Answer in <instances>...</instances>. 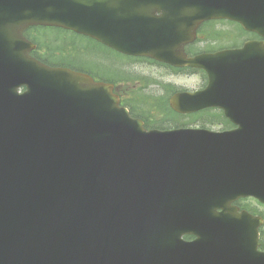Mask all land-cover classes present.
Returning a JSON list of instances; mask_svg holds the SVG:
<instances>
[{"label": "water", "instance_id": "1", "mask_svg": "<svg viewBox=\"0 0 264 264\" xmlns=\"http://www.w3.org/2000/svg\"><path fill=\"white\" fill-rule=\"evenodd\" d=\"M99 1L0 0V20L8 24L0 27V185L46 184L54 188L55 195L59 186L64 189L59 162L68 169L77 190H86L78 214L100 217L111 214L121 181L125 182V194H121L125 209L128 192L137 195L132 188L136 184L148 213L165 217L169 224H190L195 228L189 231L204 232L206 218L215 219L206 244L202 246L201 235L196 241L207 264H264L255 233L242 228L249 221L246 213L236 212L230 201L224 204L225 213H216L214 208L225 201L219 195L222 188L240 184L244 178L249 182L262 178L259 189L252 191L264 200L260 192L264 189V43L251 42L242 49L259 51L254 60L238 50L188 59L182 49L195 36L199 22L211 17H231L264 35V0H186L187 9L179 14L181 0ZM112 9L115 15L110 14ZM137 12H141L138 18H127ZM36 23L90 31L122 50L206 68L209 86L201 92L177 94L172 106L191 112L218 105L239 127L221 134L145 131L140 120L131 119L106 94L110 93L106 87L31 58L28 50L33 44L22 37L21 30ZM175 23L182 29H178L175 48L170 49L167 42ZM138 34L132 46L129 40ZM21 85L29 86V91L19 93ZM62 128L67 137L63 147L56 139ZM68 141L70 147L64 154ZM49 198L47 193L45 208ZM229 214L235 218L229 219ZM47 226L46 217L39 229L47 230ZM76 226L81 225L74 224L69 239L77 236ZM79 238H86L84 248L74 254L57 252V264L105 260L97 250L101 241L93 230Z\"/></svg>", "mask_w": 264, "mask_h": 264}, {"label": "rangeland", "instance_id": "2", "mask_svg": "<svg viewBox=\"0 0 264 264\" xmlns=\"http://www.w3.org/2000/svg\"><path fill=\"white\" fill-rule=\"evenodd\" d=\"M212 27L207 26V29L210 30ZM214 28H221L225 31V39L230 42L243 41L244 38H235L233 32L234 30V24H225V25H219L215 24ZM237 29H239L237 27ZM229 32L232 33L233 36H229ZM240 33V32H239ZM210 34H206V37L208 38ZM222 35V34H221ZM248 35H245L246 37ZM66 39L68 37H65ZM218 39H211L207 41L201 42L198 47L201 50H215L219 48L217 46ZM84 42H87L84 40ZM107 52V51H103ZM110 54V56H113L116 62H120V66L127 70V75H136L137 77L133 80V83L131 82V86L129 89L135 93H139L141 97L145 98L143 102H137L133 101L132 104L134 105L135 109L139 110H147L149 108H152L153 106L147 105L146 101L147 99L152 100L153 102H158L160 99L165 100L167 96L166 91V85L171 84L173 87L178 88H184L190 91H195L205 84V78L201 73H173L168 67H164L159 65L158 63H150L147 60H141V62L134 61L133 58H127L126 60L122 61L123 55L115 54L111 52H107ZM95 58V57H93ZM97 60H101L98 57H96ZM135 83V84H134ZM159 83V84H158ZM161 83V84H160ZM132 96V95H131ZM199 115V114H198ZM172 116V126H175L177 124L182 123H188L193 124L195 126L200 125L201 117L205 116H193V115H175L177 118H173ZM162 116H156L153 118V120L160 121L162 120ZM213 129H218L217 127H214Z\"/></svg>", "mask_w": 264, "mask_h": 264}, {"label": "flooded vegetation", "instance_id": "3", "mask_svg": "<svg viewBox=\"0 0 264 264\" xmlns=\"http://www.w3.org/2000/svg\"><path fill=\"white\" fill-rule=\"evenodd\" d=\"M263 213H264V211H263ZM263 215H264V214H263ZM261 235H262L261 246H262V248L264 249V227H263L262 230H261ZM192 238H193L192 236H188L187 239H192Z\"/></svg>", "mask_w": 264, "mask_h": 264}, {"label": "bare ground", "instance_id": "4", "mask_svg": "<svg viewBox=\"0 0 264 264\" xmlns=\"http://www.w3.org/2000/svg\"><path fill=\"white\" fill-rule=\"evenodd\" d=\"M8 26L7 21L4 19L0 20V27L6 28ZM197 27V26H196Z\"/></svg>", "mask_w": 264, "mask_h": 264}, {"label": "trees", "instance_id": "5", "mask_svg": "<svg viewBox=\"0 0 264 264\" xmlns=\"http://www.w3.org/2000/svg\"><path fill=\"white\" fill-rule=\"evenodd\" d=\"M59 35V34H58ZM57 36V35H56ZM212 118H213V116H212Z\"/></svg>", "mask_w": 264, "mask_h": 264}]
</instances>
